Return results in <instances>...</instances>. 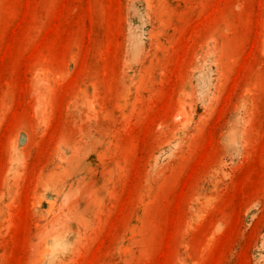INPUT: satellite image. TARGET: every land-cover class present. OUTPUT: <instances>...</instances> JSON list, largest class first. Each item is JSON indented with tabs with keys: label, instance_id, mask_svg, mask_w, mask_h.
I'll return each instance as SVG.
<instances>
[{
	"label": "rangeland",
	"instance_id": "rangeland-1",
	"mask_svg": "<svg viewBox=\"0 0 264 264\" xmlns=\"http://www.w3.org/2000/svg\"><path fill=\"white\" fill-rule=\"evenodd\" d=\"M0 264H264V0H0Z\"/></svg>",
	"mask_w": 264,
	"mask_h": 264
}]
</instances>
